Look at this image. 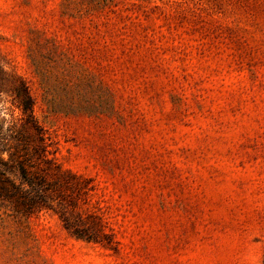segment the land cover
<instances>
[{
  "label": "rangeland",
  "instance_id": "rangeland-1",
  "mask_svg": "<svg viewBox=\"0 0 264 264\" xmlns=\"http://www.w3.org/2000/svg\"><path fill=\"white\" fill-rule=\"evenodd\" d=\"M0 264H264V0H0Z\"/></svg>",
  "mask_w": 264,
  "mask_h": 264
},
{
  "label": "trees",
  "instance_id": "trees-1",
  "mask_svg": "<svg viewBox=\"0 0 264 264\" xmlns=\"http://www.w3.org/2000/svg\"><path fill=\"white\" fill-rule=\"evenodd\" d=\"M18 97L17 105L22 110L23 114L28 120L32 119V100L25 88H20V91L16 90Z\"/></svg>",
  "mask_w": 264,
  "mask_h": 264
}]
</instances>
